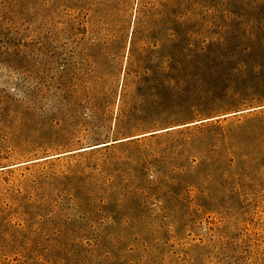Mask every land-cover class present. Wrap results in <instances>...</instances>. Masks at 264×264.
<instances>
[{"label":"rangeland","instance_id":"1","mask_svg":"<svg viewBox=\"0 0 264 264\" xmlns=\"http://www.w3.org/2000/svg\"><path fill=\"white\" fill-rule=\"evenodd\" d=\"M260 103L264 0H0V169L13 170L0 187L70 167L74 194L106 201L93 219L114 216L121 247L135 249L126 263L264 264V183L203 187L217 210L201 215V187H134L155 178L132 171L154 156L99 147ZM187 163L176 155L160 167ZM50 186L26 192L49 200L46 211L58 203L55 223L93 222L80 220L72 187Z\"/></svg>","mask_w":264,"mask_h":264},{"label":"trees","instance_id":"2","mask_svg":"<svg viewBox=\"0 0 264 264\" xmlns=\"http://www.w3.org/2000/svg\"><path fill=\"white\" fill-rule=\"evenodd\" d=\"M218 110L193 125L150 127L151 130L125 137L126 140L106 141L99 147L111 149L116 153L115 157L126 160L133 159L134 155L136 158L154 156L157 165H138L132 171L147 175L154 170L155 178L146 182L133 181L136 182L134 187H201V203H198L201 215L213 212L217 210L216 201L203 187H258L264 183V103L247 108L219 107ZM154 122L160 124L162 121ZM121 147L133 149L132 155L124 154L119 150ZM176 155L186 157L188 163L180 168L174 167L172 173H162L161 160ZM50 159H44L42 163L50 164ZM36 162H32L34 166L42 164H34ZM3 170L13 171L5 168L0 169V173H4ZM77 174L70 167L65 172L56 173L48 166H42L28 178L17 179V183L4 180L0 187V264L126 263L125 255L135 249L121 247L123 239L111 225L115 222L114 216L98 221L93 219L106 209V201L102 199L98 205L87 206L92 197L74 194L77 189L74 187L78 185L72 181ZM51 184L72 187L69 189L70 201L84 213L80 220L90 218L93 222L84 228H64L51 216L58 209V203L46 211L49 200L26 192L28 188L49 187ZM166 209L168 206L164 205L163 210ZM164 243L167 244L168 240ZM142 248L148 252L147 243H142ZM136 263L129 260L126 264Z\"/></svg>","mask_w":264,"mask_h":264},{"label":"water","instance_id":"3","mask_svg":"<svg viewBox=\"0 0 264 264\" xmlns=\"http://www.w3.org/2000/svg\"><path fill=\"white\" fill-rule=\"evenodd\" d=\"M128 139V138H127ZM125 140V139H124Z\"/></svg>","mask_w":264,"mask_h":264}]
</instances>
